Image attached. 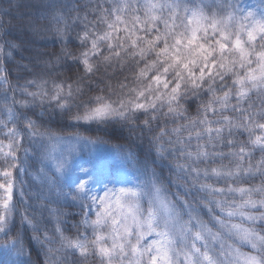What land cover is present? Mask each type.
Segmentation results:
<instances>
[{
	"label": "snow or ice",
	"instance_id": "6c2138e0",
	"mask_svg": "<svg viewBox=\"0 0 264 264\" xmlns=\"http://www.w3.org/2000/svg\"><path fill=\"white\" fill-rule=\"evenodd\" d=\"M20 7L0 0V264H264V0ZM93 132L138 150L114 168Z\"/></svg>",
	"mask_w": 264,
	"mask_h": 264
},
{
	"label": "trees",
	"instance_id": "16d2710c",
	"mask_svg": "<svg viewBox=\"0 0 264 264\" xmlns=\"http://www.w3.org/2000/svg\"><path fill=\"white\" fill-rule=\"evenodd\" d=\"M17 2L21 5L20 9H19V12L20 13H24L26 11H28V5L32 2V0H17ZM13 23H16V21H13ZM38 41H39V38H37ZM40 43L42 44H47L48 48L51 49L52 48V44L50 41H39ZM75 131V129H65L64 130V134L67 135L71 132ZM84 135H98V136H102L103 139L105 141H107L106 144H103V146L105 147H108V148H111L114 152L118 153L121 157L123 155V153L121 152V148H123L124 151H127L128 147L131 146L132 149L134 151H137L138 149L136 148V145L135 144H131L130 145V141L127 140L125 137L127 136V133L125 132L123 134V136H116V135H113V136H108V135H105L103 133H84ZM128 167H131L130 165ZM157 171L159 172L160 170L157 169ZM168 178H169V173L167 171V169H165L163 171V176H162V180H163V183L164 185L167 187L168 186ZM24 181L27 182V186L29 188H32L33 185H34V182L30 180V177L25 175L23 177ZM35 187L38 188V185H36ZM34 190V189H33ZM170 191L172 192H175L176 191V188L175 187H172L170 188ZM3 258V251L0 252V259Z\"/></svg>",
	"mask_w": 264,
	"mask_h": 264
},
{
	"label": "rangeland",
	"instance_id": "374dc122",
	"mask_svg": "<svg viewBox=\"0 0 264 264\" xmlns=\"http://www.w3.org/2000/svg\"><path fill=\"white\" fill-rule=\"evenodd\" d=\"M100 147L103 150H107L106 154L110 157V159H112L113 167L119 168L121 166V156L118 153L114 152L111 148L105 147L103 145H101ZM1 251H3V249H0V252Z\"/></svg>",
	"mask_w": 264,
	"mask_h": 264
}]
</instances>
